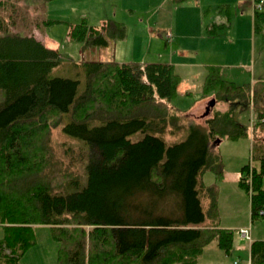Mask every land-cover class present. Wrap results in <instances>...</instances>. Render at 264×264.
<instances>
[{"label": "trees", "instance_id": "16d2710c", "mask_svg": "<svg viewBox=\"0 0 264 264\" xmlns=\"http://www.w3.org/2000/svg\"><path fill=\"white\" fill-rule=\"evenodd\" d=\"M20 1L0 0V264H20L36 226H47L59 243L57 264H198L211 242L229 254L234 233L219 226L217 184L203 176L223 178L218 142L250 140L257 167L243 166L238 184L249 194L251 219L258 218L264 80L237 85L208 67L198 99L231 107L211 110L206 130L186 124L188 110L170 104L180 95V76L168 64L86 61L77 94L78 80L51 77L62 52L36 38ZM253 2L260 8L252 33L264 47V0ZM125 35L114 19H82L67 37L85 51ZM243 112L254 115L252 126L242 122ZM59 127L78 141L63 152L80 171L55 154L51 131ZM182 131L188 134L179 140L165 139ZM135 133L141 138L132 142ZM249 254L250 264H264V240L251 242Z\"/></svg>", "mask_w": 264, "mask_h": 264}, {"label": "rangeland", "instance_id": "374dc122", "mask_svg": "<svg viewBox=\"0 0 264 264\" xmlns=\"http://www.w3.org/2000/svg\"><path fill=\"white\" fill-rule=\"evenodd\" d=\"M155 1L156 4H158L160 0ZM225 1H229L227 2V6L231 9L232 4L230 2L234 0ZM252 1L253 0H245V5L240 4L241 10L248 9ZM154 4L155 2L147 0H54L48 2L45 4V7H43L41 0H21L18 5L31 16L32 32L38 34L37 31L40 30L45 33L48 37L46 45L50 46L49 41L51 40L57 41V47L60 50L66 46L65 36L71 25L80 23L82 19H86L88 24L100 22L99 20L104 18L107 11H110L111 15L114 14L115 16L110 19L124 23L125 34L126 29L128 33H132L133 30L136 29L135 35L139 36L136 38L137 41L133 44L135 53H132L131 50V40L128 41V44L125 42V45H128L125 47H128V49L125 50V47H123V49L118 52L120 53L119 56H121V60L138 63H162L163 59H160V55L164 54L169 56V50L166 52L164 51L163 40L166 38V33H170V31H168L170 29L168 25V21L170 24V5L167 6L166 11H161L162 13L159 17L158 26L156 25V28L152 30L150 29L151 26L149 28L147 24L154 19L156 11H160L165 3L161 6L155 5V8H153ZM211 4L213 5V12L218 2L216 1ZM253 4V10H255V3L253 2ZM251 8L252 5L250 7V12L252 10ZM174 14L177 23H180L183 14L180 11ZM245 16L247 15L244 14L239 16V19L236 22L234 21L235 24L233 25L234 32L238 29L240 36L236 42H233L231 57L227 60L230 62L229 64H231V66L236 67L225 70L226 79L236 82L237 85H248L253 81L257 82L259 80H264V47L259 38L255 39V37L252 36V32H250L248 37L241 34L248 30V17L246 20ZM190 19L191 26L193 28H199L197 18L192 16ZM131 24L134 25L132 29ZM180 25L181 24H179V26ZM200 26H202L201 22ZM33 27H35V29ZM132 35H134V32ZM167 35L170 36L169 34ZM124 38L122 40H124ZM169 40L170 38L167 39V41ZM67 47L68 52L61 55L60 64L52 69L50 75L51 77L78 80L77 94H80L84 89L85 78L83 68L80 67V65L86 61H96L99 59L90 57L89 48L86 50L88 52H83L76 49L74 50L70 46ZM70 52L71 54H69ZM227 54L224 57L225 60ZM182 74L183 82L178 86V92L190 91L192 96L188 98L187 96L179 95L172 100L170 104L183 111L193 106V104L199 100L200 102L197 103L198 105L195 103L192 107L191 119H186V124L191 122L194 127L197 126L196 124H200L201 127H206L205 121L209 115L204 118H202L201 115L204 112V107L207 102L212 98L207 97L201 100L198 99L202 78L197 72L186 73V76L185 73ZM252 84L250 86H252ZM230 107L231 106L227 103L217 102L212 108V111H226ZM240 115H242L241 120L244 124L253 125V120L255 119L253 114L243 112V114L241 113ZM187 116L189 117V115ZM261 121L264 120L262 119ZM187 132L184 134L182 131L177 136L167 134L165 139L169 142L172 140H179L183 134L186 136L188 134ZM140 138V133H135L129 137L132 142ZM51 140L52 144L58 149L55 150L57 158H60L64 164L70 165L72 168L71 170L80 171V162L76 161L71 163L73 159L70 158V155H65L63 152V149L69 145L77 143V139L65 135L59 127L51 131ZM216 148L220 154L221 163L224 166L223 179L216 182L215 176L206 173V175L203 176V181L206 184H217L218 193L216 206L218 224L222 228H228L233 231V250L229 254H225L215 246V242H211V246H209L203 254L201 264H234V262L235 264H247L246 255L248 242L241 239L235 231L242 227L249 228L251 241L255 240V238L264 240V218L251 219L249 194H245L238 184L241 168L243 166L250 164V166L255 165V167H257V164L251 159L253 152L252 143L250 140L246 139L238 141L222 140L216 144ZM72 155L76 156L77 152H72ZM58 174L59 173H55V176ZM204 206L205 203L202 202L203 209ZM2 234L3 232L0 228V238ZM34 235L35 244L23 254L20 264H57L59 243L52 239L49 228L47 226H36L34 228Z\"/></svg>", "mask_w": 264, "mask_h": 264}, {"label": "crops", "instance_id": "0c3cea01", "mask_svg": "<svg viewBox=\"0 0 264 264\" xmlns=\"http://www.w3.org/2000/svg\"><path fill=\"white\" fill-rule=\"evenodd\" d=\"M147 1L155 2L153 8H155V5L161 6L162 4L165 3V5H163V8H161L160 11L158 12L156 11L154 15V19L147 24L149 28L151 26L150 29L152 30L156 28V25L158 26L159 17L161 16L160 14L162 13L161 11H166L167 6L170 5V24L168 21V25L170 26V29L168 31H170V33L167 32L166 38H164L163 40L164 51L166 52L169 50V56L162 54L160 55V59H163L162 60L163 62L161 64L171 65L175 69L176 73L180 76V84L183 82L182 73H185L186 76L187 75L186 73L189 74L192 72H197L204 81V78L207 73L206 69L208 67H219L221 69L223 77L226 79L225 70L236 67V66L235 67L231 66V64H229L230 62L227 60L229 57H231V50H232L231 48L233 46V42H236L238 37L240 36L238 29H236V31L234 32L233 29V25L235 24L234 21L236 22L239 19V16H242L244 14L247 15L245 17L246 20L247 17L249 20V22L247 20L248 30L241 34L242 35L244 34L248 37L250 32H252V16L254 11L253 1L250 3V6H248V9H243V10H241L240 4L245 5L246 4L245 0H234L233 2H230L232 4L231 9L227 6L228 5L227 2L229 1H225V0H191L182 4H174L172 3V0H160L158 4H156L155 0H147ZM216 1L218 2V4L216 5L215 10L212 12L213 5L211 3H214ZM251 5H252L251 8L252 10L250 12ZM178 11H180L183 14L181 16L183 18H181L180 23H177L174 14L175 12ZM110 15H111L110 11L109 12L107 11L104 18L102 20H99L100 22H95L91 25H102L108 19L115 17L114 14L111 16ZM192 16H195L197 18L199 28H193L191 26L192 24H190L191 22L190 18H192ZM200 22L202 26H200ZM179 24L181 25L179 26ZM219 25H224V27L216 30L215 33L214 32L212 33V27ZM133 26L134 25L131 24V29L133 28ZM135 30L136 29L133 30L134 35H132L133 32L128 33L126 29V37L124 38V40H111L108 42L107 46L103 48H94V47L89 48L90 57H95L99 59L96 61H103V62L114 61L117 63H138V62H129V61L125 62V60H121V56H119L120 53H118L120 52V50L123 49V47L128 46L125 45V42H127L128 44L129 40H131L130 42H131L132 53H135V47L133 44L134 42L137 41L136 38L139 37L135 35L136 33ZM37 32L38 34L35 33L34 35L47 48L60 50L57 47L58 45L57 41L54 40L49 41L50 46H48L46 45L48 39L46 34L41 32L40 30H38ZM67 34L68 32H66V36H65L66 46L60 50L62 51V54L63 53L66 54L68 52L67 46L72 47L74 50L76 49L82 51L80 44L68 40ZM167 34H169L170 36H168ZM168 38H170L169 41H167ZM127 49L128 47H125V50ZM86 50L83 52H88ZM69 54H71V52ZM226 54H227V58L225 60L224 57L226 56ZM139 63L144 64V62H139ZM150 63H156V62H148L145 64H150ZM202 80L201 82L203 83ZM202 83H201V87H202ZM252 83H254V81ZM179 93L180 95L187 96L188 98L192 96L190 91L187 92L184 91L182 93L179 91ZM200 93H201V89L199 91V96ZM199 102L200 101L198 100L195 103L197 104ZM195 103L193 104V106L195 105ZM193 106L187 108L188 111L186 112V115H189L188 119H191L190 118L192 115L191 109ZM221 112H223V110ZM190 124L192 123L190 122ZM196 125L201 126L200 124H196ZM203 129L206 130L205 127H203ZM255 240H261V239L255 238ZM255 240H252L251 242ZM209 246H211V243L210 245H207L204 248L201 257L199 258L198 264H201L203 254L206 252ZM249 246L250 243H248V248H247V255H246L247 264H250Z\"/></svg>", "mask_w": 264, "mask_h": 264}, {"label": "built area", "instance_id": "2783aa9c", "mask_svg": "<svg viewBox=\"0 0 264 264\" xmlns=\"http://www.w3.org/2000/svg\"><path fill=\"white\" fill-rule=\"evenodd\" d=\"M256 8L259 9V5H256ZM258 218H264V208L260 209L257 214ZM236 234L241 238L244 239L247 242H251V237H250V230L249 228H239L236 231Z\"/></svg>", "mask_w": 264, "mask_h": 264}, {"label": "water", "instance_id": "95a60500", "mask_svg": "<svg viewBox=\"0 0 264 264\" xmlns=\"http://www.w3.org/2000/svg\"><path fill=\"white\" fill-rule=\"evenodd\" d=\"M214 105H215V101H214V99H210V100L207 102V104H206V106H205V109H204V112H203V114L201 115V117H202V118L207 117V116L209 115V113L211 112L212 108L214 107Z\"/></svg>", "mask_w": 264, "mask_h": 264}]
</instances>
